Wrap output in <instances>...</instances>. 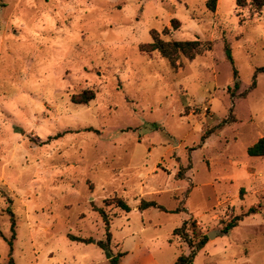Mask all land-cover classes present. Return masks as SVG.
<instances>
[{
    "label": "rangeland",
    "instance_id": "1",
    "mask_svg": "<svg viewBox=\"0 0 264 264\" xmlns=\"http://www.w3.org/2000/svg\"><path fill=\"white\" fill-rule=\"evenodd\" d=\"M154 33L210 49L173 67L140 48ZM260 67L250 0H0V264H110L67 237L106 240L99 208L119 264H264V156L247 153L264 136ZM189 218L207 235L194 251L173 234Z\"/></svg>",
    "mask_w": 264,
    "mask_h": 264
},
{
    "label": "trees",
    "instance_id": "2",
    "mask_svg": "<svg viewBox=\"0 0 264 264\" xmlns=\"http://www.w3.org/2000/svg\"><path fill=\"white\" fill-rule=\"evenodd\" d=\"M234 2L237 8H243L248 4V0H234ZM250 4L253 5L254 9L260 10L264 6V0H250ZM206 7L211 11H215L216 0H206ZM171 25H172V29H177L180 23L177 19H173ZM165 30L168 29L166 28ZM152 38L153 40L151 42L141 44L140 48L145 52H151L154 50L159 51L164 57H166L169 60L170 64L173 67L177 65L176 60L181 54L188 59H193L196 55L201 54L203 51L207 49H210L209 43H203L199 39L163 41L157 38L155 33ZM225 48H226L227 57L231 59V56L228 51V47L225 46ZM258 70L264 72V67H260L258 68ZM92 98H94V92L91 89H85L79 94L72 96V100L75 103H87ZM247 153L250 156H264V136H261L252 145L248 146ZM105 202H109V200L105 199ZM112 203L116 204V206L120 207L122 210L125 211L129 210V206L120 197L112 198ZM150 206L163 209L161 205H159L157 202L153 200H141L138 204V209L143 210ZM97 210L100 213L102 220L104 222L106 240H98L96 241V244L104 250L105 256L109 260L110 264H119V259L123 253L118 252L117 254L114 255L110 252L108 246V242L110 240L109 222L103 209L99 208ZM254 212H256L255 208H250L246 212V214L254 213ZM239 219H240L239 216H234L232 220L228 221L225 224V226L222 228V232L225 233L227 232L228 229L236 226L238 224ZM11 221H12L11 227H13L14 226L13 218H11ZM194 225H195V221L189 218V219H185L179 227H176L173 230V234L180 233L182 235L184 241L189 245V247L193 251L201 248L204 242L207 240L206 234L199 235V239H197V241L193 240V237H190L187 227L189 226L193 227ZM67 236L71 240L77 242L90 243L92 241V238H83L72 234H68ZM192 261H193L192 254L180 255L177 258L175 264H191Z\"/></svg>",
    "mask_w": 264,
    "mask_h": 264
},
{
    "label": "crops",
    "instance_id": "3",
    "mask_svg": "<svg viewBox=\"0 0 264 264\" xmlns=\"http://www.w3.org/2000/svg\"><path fill=\"white\" fill-rule=\"evenodd\" d=\"M135 207H137V209H138V206H135ZM252 208H255V207H252ZM75 236H78V235H75ZM67 237H68V236H67ZM79 237H83V236H79ZM83 238H90V237H83ZM98 240H101V239L93 240L94 242L92 241V242L87 243V244H90V245H97V244H96V241H98ZM97 246H98V245H97ZM121 252H122L123 254H122V256H121L120 258H121V260H123V258H124L125 256H127L128 251H127L125 248H123V249L121 250ZM150 261L152 262V264H158L156 258H154L153 256H150Z\"/></svg>",
    "mask_w": 264,
    "mask_h": 264
},
{
    "label": "water",
    "instance_id": "4",
    "mask_svg": "<svg viewBox=\"0 0 264 264\" xmlns=\"http://www.w3.org/2000/svg\"><path fill=\"white\" fill-rule=\"evenodd\" d=\"M213 233H214L213 231H212V232H209V233H208V237H209V238L212 237V236H213ZM93 242H94V241H93Z\"/></svg>",
    "mask_w": 264,
    "mask_h": 264
}]
</instances>
